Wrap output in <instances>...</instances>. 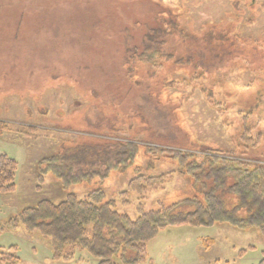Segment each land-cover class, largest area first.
<instances>
[{
    "label": "rangeland",
    "instance_id": "1",
    "mask_svg": "<svg viewBox=\"0 0 264 264\" xmlns=\"http://www.w3.org/2000/svg\"><path fill=\"white\" fill-rule=\"evenodd\" d=\"M172 21L183 30L163 48L183 62L134 60L126 79L127 50L142 46L149 26ZM0 122V154L17 166L15 189L0 193V221L41 199L82 198L98 187L131 218L139 205L152 210L191 196L178 166L142 147L133 166L101 185L62 188L39 166L85 135L264 158V0H0ZM246 127L248 136L261 134L258 142L242 138ZM137 167L158 182L128 190ZM7 249L17 264H97L78 249L55 261L50 239L22 227L0 234V251ZM143 251L140 264H257L264 240L255 227L176 225Z\"/></svg>",
    "mask_w": 264,
    "mask_h": 264
},
{
    "label": "trees",
    "instance_id": "2",
    "mask_svg": "<svg viewBox=\"0 0 264 264\" xmlns=\"http://www.w3.org/2000/svg\"><path fill=\"white\" fill-rule=\"evenodd\" d=\"M149 27L142 46L133 45L127 50L130 54L123 59L127 67L125 77L133 74L134 60L144 64L183 62L174 59L171 48H163L169 38L175 33L181 35L183 29L173 21ZM4 129L6 125L0 122V133ZM248 132L247 127L242 132L247 142H258L261 138L260 133L253 138ZM93 136L85 135L84 140L79 137L80 143L77 141L74 146L43 158L39 175L52 174L62 188L94 180L101 185L112 171L133 166L142 147L147 156L161 154L175 163L177 170L191 181L193 194L152 210L139 205L136 217L131 218L117 211L113 201L106 200L102 187L90 190L82 198L68 193L57 203L41 199L34 205L24 206L7 220L0 221V234L6 229L22 227L26 232H38L50 239L55 261L73 259L78 249L87 251L97 264H140L145 245L167 226L255 227L264 240V158L247 159L210 147L198 152L184 150L180 145L172 149L111 136ZM16 167L13 158L0 154V193L15 189ZM135 172L128 183L130 191L142 192L159 180V176L141 172L140 167L135 168ZM18 259L16 253L8 249L0 251V264H17ZM257 264H264V255Z\"/></svg>",
    "mask_w": 264,
    "mask_h": 264
}]
</instances>
